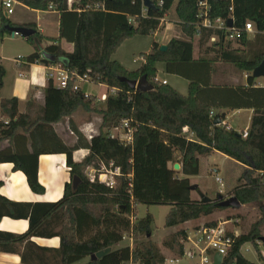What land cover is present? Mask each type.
<instances>
[{"label": "trees", "instance_id": "obj_1", "mask_svg": "<svg viewBox=\"0 0 264 264\" xmlns=\"http://www.w3.org/2000/svg\"><path fill=\"white\" fill-rule=\"evenodd\" d=\"M14 1L33 11L59 14L58 38L44 48L41 46L44 39L36 26H25L35 31L26 39L33 47V52L23 58L26 64L47 67L59 64L69 73L87 75L91 83L115 89L116 93L109 94L101 109L96 111L100 125L89 140L69 121L76 138L72 146L56 136L52 125L70 118L77 109L95 112L97 106L95 97L83 94L80 88L74 91L72 81L64 89L49 81L44 90V107L34 119L28 108L24 114L18 112L17 99L0 97V164L11 163L14 172H22L30 191L36 195L45 193L37 178V159L41 154H63L71 178L79 179L76 189L71 183L66 184L62 198L55 203H15L0 195V221L8 217L29 223L23 234L0 232L1 253L20 255L23 263L31 264L26 255L33 248L42 254L57 256V264H72L110 248L103 258L87 264H164L166 258L161 250L148 239L153 218L146 214L137 219L136 207H169L164 228L227 209L219 207L215 201L202 203L191 198L188 177L197 176L199 158L213 152L244 167L232 189V197L241 205L264 201V89L218 86L211 81L214 64L222 62L246 72L247 87L253 85L252 71L264 61V0H206L211 19H231L237 29H243L250 22L254 38L249 41L243 33L239 40L230 41L242 47L234 49L229 42H224V33L201 29L198 45L202 55L197 59L193 58V38L197 36L196 15L200 0H150L156 8L145 11L144 0H73L71 5L68 0ZM158 2L162 5L157 7ZM94 3L103 4L104 10H85ZM172 7L184 40L172 38L164 52L154 40L150 51L139 55L143 63L135 71H127L111 59L126 40L134 36H153L163 30L161 20ZM6 28L16 26L2 15L0 3V40L8 33ZM213 37L216 39L211 42ZM62 40L72 45L71 52L62 48ZM209 42L211 45L207 46ZM43 53L54 56L55 60L44 58ZM157 64L164 65L166 74L189 82L186 96L155 81ZM4 74L0 66V91ZM142 76L153 85L152 91L135 92L122 81H137ZM232 95L239 99L251 98L260 106L254 110L245 139L236 131L227 130L228 126L223 124L224 113L210 116L213 110H227ZM216 120L220 121L218 125ZM124 121L132 130L129 143L111 136L112 130H121ZM184 127L193 134L192 139L182 133ZM18 138L28 141L31 150L25 146V152L19 153L14 148ZM6 141L13 146L2 148ZM79 148L87 149L88 155L81 163H75L72 154ZM175 153L179 154V161L175 160ZM173 163L181 166L183 178H178L169 166ZM101 167L118 169L112 188L96 179L91 182L85 174L86 169L97 174ZM259 210L260 219L246 233L236 237L228 233L233 237V245L222 264H256L242 256L241 248L245 244L256 249L258 262L264 264L256 245L260 243L264 248L261 233L264 205ZM131 217L136 219L134 224L130 222ZM53 221L60 222L58 231L50 228ZM125 234L144 235L146 242L133 249L117 248ZM53 237L60 239V248L56 251L38 248L31 242L32 238ZM186 238V232L179 231L164 240L162 247L181 256Z\"/></svg>", "mask_w": 264, "mask_h": 264}, {"label": "crops", "instance_id": "obj_2", "mask_svg": "<svg viewBox=\"0 0 264 264\" xmlns=\"http://www.w3.org/2000/svg\"><path fill=\"white\" fill-rule=\"evenodd\" d=\"M3 0H0V3H2ZM15 4L19 7H21L24 10H30L26 8L25 6L15 2ZM33 11V10H30ZM36 13L39 14H45L47 17L52 18L53 26L51 29H48L47 22H45L43 26H38L36 23L30 22V23H22L19 24L17 22L10 21L9 16H5L4 11H2V15L9 21V23L15 25L16 27H25V25H35L36 26V31L41 35L44 36L45 38H58V30H59V14L55 11H46V12H40V11H35ZM13 15V14H12ZM46 20V17L44 18V21ZM166 25V24H165ZM48 30H53L55 33L54 37H48L45 35L46 31ZM162 31V30H161ZM159 31V32H161ZM158 33V32H157ZM180 35V37H165L163 40H158L156 39V42L161 46V45H167V43L172 39H180L184 40L185 38L183 37L179 26H178V33L176 35ZM254 38V32L247 34V39L249 41L253 40ZM196 39V44L198 45V40L199 37H195ZM225 43L229 42L230 47L234 49H242L237 43L235 42H230L225 40ZM52 42H48L47 44L42 43V47H45ZM60 44L62 48L66 52H71L72 50V45L66 43L65 41H60ZM194 45V50H193V58L197 59L199 55H202L200 52V47L199 45H195V41L193 43ZM196 46V47H195ZM209 46V44H207ZM198 50H197V49ZM197 51V52H196ZM32 53V52H31ZM30 53V54H31ZM201 53V54H200ZM210 55V54H208ZM28 56V55H27ZM117 62V61H116ZM119 63V62H118ZM143 63V61H142ZM141 63V64H142ZM18 67V81L14 87V89L11 92V96H2L1 91H0V97L1 99H11L15 98L18 101V112L20 114H24L27 111L28 108V113L31 117V119H34L37 115L40 114V110L44 107V90L48 85V82L50 81L48 78V67L43 66L41 64H26L25 62L21 65L16 63ZM158 65V64H157ZM157 65L155 66L157 72H158V67ZM160 65V64H159ZM122 66V65H121ZM226 68L227 71H218L217 68ZM139 68V67H138ZM137 68V69H138ZM126 69V68H125ZM127 70V69H126ZM234 70V71H233ZM130 71V70H127ZM135 71V70H134ZM163 71H164V65H163ZM170 75V74H169ZM171 77H176L180 78L176 75H172ZM156 79L157 76H156ZM182 79V78H181ZM185 81V84L181 83L179 88L175 86V83L177 81L173 80V83H170L168 81L166 82V85L177 91L179 94L186 96L188 93V85L189 82L186 81L185 79H182ZM160 81V80H158ZM211 81L214 85L218 86H229V87H236V86H241L244 87V89H264V78H259L255 79L253 82V85L250 87H247V73L246 72H241L238 71L236 68H234L232 65L225 64L222 62H217L214 64V70L211 76ZM162 82V81H160ZM179 84V83H178ZM177 84V85H178ZM104 86V85H103ZM4 87V84L3 86ZM106 94L108 92V88L104 86ZM3 88H1L2 90ZM81 89V87H80ZM253 94V93H249ZM103 95V94H101ZM98 98V97H97ZM242 98V99H241ZM235 98L234 95H232V98L230 101H228V108L227 110H213V113H224L225 118L223 121V124L227 125L229 129H232L236 131L238 134L242 133L243 131H247L248 127L250 126L251 118L254 114V110L258 107L259 105L256 104L255 100L249 98L247 99L246 97H241ZM103 104V102H101ZM65 120V121H64ZM100 120V119H99ZM69 121H71L72 126L79 131L84 138L88 139V135L92 133L93 130V125L92 122L89 120L84 121L82 124H78L76 120L74 119L73 116L70 118H64L63 121L61 120L60 122L53 124L52 128L54 133L56 134L57 137H59L63 143H65L68 146H72L76 138L73 134V131L70 127ZM116 137H119V139H122L123 137V131H116ZM26 137L28 136L27 134L25 135ZM18 143H16V150L19 153H24L25 148L28 147V151H30V146L27 142H24V139L18 138L17 139ZM13 146V143L9 142H3L2 143V148L4 147H9ZM27 146V147H25ZM213 153H218V152H213ZM212 153V154H213ZM220 154V153H219ZM88 155V150L85 148H79L75 150L72 154V159L75 163H81L82 160ZM222 155V154H221ZM226 157V156H225ZM228 158V157H227ZM175 159L179 161L180 156L178 153H175ZM200 159V158H199ZM236 163V162H235ZM175 164L178 163H173L169 164V166H174ZM238 164V163H236ZM179 165V164H178ZM242 169L244 168L240 164H238ZM13 165L11 163H3L0 164V181L2 182V186L0 188V195L9 201L15 202V203H31V204H42V203H55L59 201L64 192V187L66 184L71 183L72 185V178L69 172V169L66 167L65 164V156L63 154H41L38 156L37 159V178L38 182L45 188V193L43 195H36L33 194L26 182V178L24 174L20 171L14 172L13 171ZM179 170H181V166L179 165ZM181 174V172H180ZM182 178L183 175L181 174ZM193 176H189V180L192 179ZM242 206V205H241ZM138 219V218H137ZM200 222H204V219H198L195 221H191L185 224H181L178 227H182L179 230L175 232H171L167 234L163 239L156 241L153 240L152 233L150 236H148V239L155 243L158 248L161 250V253L166 256L167 253H172L169 250L165 249L162 247V243L166 237L169 235L175 234L179 231H185L187 236L188 231L187 228H191L192 226H198L200 225ZM29 226V223L27 220H13L8 217H4L0 221V232H5V233H11V234H23L27 231ZM202 227V226H201ZM50 228L53 229L54 231H58L60 229V222H52L50 225ZM174 228V227H171ZM170 229V228H169ZM197 230V229H195ZM194 232V231H193ZM235 235L238 236L237 233H234ZM31 242L34 244V246L38 248H43L47 249L50 251H56L60 248V239L58 237H53V238H32ZM132 242V241H131ZM261 245V244H260ZM125 244L121 242L117 248L124 247ZM262 246V245H261ZM131 249L133 248L132 243L128 245ZM262 250H258L260 254L264 258V248ZM32 251L29 252L28 255H26L27 260L31 264H57L59 261L58 257L55 255H51L49 253L42 254L40 251H36L35 249L31 248ZM23 251V249L21 250ZM111 251V249H110ZM242 254V253H241ZM243 256V255H242ZM244 257V256H243ZM245 258V257H244ZM246 259V258H245ZM247 260V259H246ZM91 262L90 257L84 258L80 261H77L72 264H87ZM251 262V261H249ZM259 264L258 258H256V261L252 262ZM0 264H25L21 261L20 255L16 254H7V253H1L0 252ZM196 264H198V261H196Z\"/></svg>", "mask_w": 264, "mask_h": 264}, {"label": "rangeland", "instance_id": "obj_3", "mask_svg": "<svg viewBox=\"0 0 264 264\" xmlns=\"http://www.w3.org/2000/svg\"><path fill=\"white\" fill-rule=\"evenodd\" d=\"M2 11V8H1ZM4 15V14H3ZM46 20L44 21V18ZM10 21L17 22L19 24L22 23H36L38 26L45 25L44 23L47 22L48 29H51L53 26L52 18L45 16V14H39L35 11L24 10L21 7L17 6L16 4L13 5V15L9 16ZM166 25H164V29L161 32L156 33L153 36H134L129 40H126L119 49L113 54L112 60L119 62L124 68L130 71L136 70L140 67L142 60L140 59V54H146L150 51L151 44L154 40H163L165 37H180L181 34L178 33V20L174 14V7L169 11L167 17L165 18ZM26 26V25H25ZM180 29V28H179ZM48 37H54L55 33L53 30H48L45 33ZM43 37V43L47 44L48 42H52L56 39L54 38H45ZM196 39L193 38V43ZM209 46L211 43H208ZM195 46V47H196ZM44 48V47H42ZM197 49V48H196ZM198 50V49H197ZM200 50V49H199ZM201 51V50H200ZM33 52L32 45L27 42L25 39L21 38L20 36H11L8 33H5L0 40V66L3 67L5 74L3 77V84L4 87L1 90L2 96H11V92L14 89L17 81H18V67L16 65V61L18 59H23L27 55ZM197 52V51H196ZM211 54V53H210ZM158 72L156 74L157 80L160 81H168L172 84L173 80L177 81L175 86L179 88L181 83L185 84V81L181 78L171 77L172 75L166 74L163 71V64H158ZM218 71L226 72L227 69L225 68H217ZM234 71V70H233ZM179 83V84H178ZM178 84V85H177ZM81 91L83 94L91 96V97H98L100 98L101 94H104L105 88L103 85L96 84V83H82L80 85ZM97 106L95 108V112H85L82 109H77L72 116L76 120L78 124H82L84 121L89 120L92 122L93 125V132L90 133L93 136L99 128L100 125V118L99 115L96 113L103 104L100 101H96ZM63 121V120H62ZM65 121V120H64ZM121 132V130H119ZM116 130L111 131V136L116 137ZM89 137V135L87 136ZM176 160V159H175ZM177 161V160H176ZM173 171H175L176 176L178 178H182L180 174V170H174V166H170ZM214 169L218 172V176L223 181V188H220L219 184L214 181V175L210 172ZM243 169L236 164L233 160L221 155L219 153H213L209 156L200 157L199 159V174L197 176H193V180H189L190 185H196L197 190L203 193L206 197H208L212 202L215 201L216 195L220 194L221 197L226 200L232 197V189L236 185L237 179L242 174ZM85 174H93L92 169H86ZM221 191V193H220ZM191 198L194 200H199V197L196 191H191ZM264 205V201L260 202L259 204H249V205H242L239 209H225L222 211H217L216 213L202 217L204 222H200L198 226H192L191 228H187L188 236H193V231L195 229H199L201 226L205 225H224V228L229 233H237L238 235L246 233L250 226L257 222L260 219V208ZM170 211L169 207L166 206H144L139 205L136 207L137 218L142 219L146 214H150L153 218V222L151 224L150 231L152 233L153 240L159 241L163 239L167 234L171 232H175L182 227L175 226L174 228H164L165 217ZM201 219V218H200ZM262 235H264V227L261 230ZM127 237L126 240H123L125 246H128L132 243L133 248L139 246L141 243L146 242V238L144 235H128L125 234ZM173 235V234H172ZM172 235H169L164 240L170 239ZM132 241V242H131ZM153 243V242H152ZM155 244V243H154ZM184 249H187L189 245L183 244ZM258 250H262L260 244H256ZM132 248V249H133ZM242 255L251 262L256 261L257 252L256 249L251 244H245L241 248ZM163 255V254H162ZM164 256V255H163ZM166 259L179 257L175 253H167L164 256ZM180 264H196V261H191L187 259H182Z\"/></svg>", "mask_w": 264, "mask_h": 264}, {"label": "built area", "instance_id": "obj_4", "mask_svg": "<svg viewBox=\"0 0 264 264\" xmlns=\"http://www.w3.org/2000/svg\"><path fill=\"white\" fill-rule=\"evenodd\" d=\"M73 0H68V4L71 5ZM15 4L14 0H3L1 3L2 11H4L5 16H10L13 14V5ZM162 2H158L157 7L161 6ZM197 36H200L201 29H210L214 31H220L224 33V39L227 41H236L239 40L243 33L249 34L254 32V27L250 22H247L243 29H237L233 27L227 26V21L217 18L211 19L209 17V5L206 0H200L197 3ZM85 10H94V11H103L104 6L101 3H94L92 5L86 6ZM147 10L143 6V11ZM166 18V17H165ZM163 18L161 20V24H166V20ZM17 34L15 33L14 36ZM215 37L211 39V42L215 41ZM142 60V59H141ZM143 61V60H142ZM19 65L23 64V59H18L16 61ZM48 78L52 81L53 85L59 89H64L69 81H72L73 90L76 91L80 88L82 83H91L89 77L87 75L78 76L75 73H69L64 70L59 64L52 65L48 67ZM157 81V79H155ZM162 84H166L165 81H162ZM116 93L115 89H108L106 94L97 98V101L104 102L109 94L114 95ZM213 115V112L210 113V116ZM227 130L229 128L227 127ZM121 131H123V137L120 139L124 142L132 141V130L128 127V122L124 121L121 124ZM182 133L187 136V139H192L193 134L189 132L188 128L184 127L182 129ZM241 137L245 139L247 137V131H243L240 133ZM92 136L89 135L88 139ZM119 173L118 169L115 170H105L104 167L100 168V171L97 172L93 170V174H87L88 179L93 182L95 179L101 183L105 184L109 188L114 186V177ZM214 175V181L219 184L220 188H223V181L218 176V172L214 169L210 172ZM221 193V191H220ZM130 222L134 224L136 219L134 217L130 218ZM224 225H214V226H202L199 229L193 232V236H187L184 244L189 245L187 249H184L183 254L179 257H174L170 259H165L164 264H180L182 259H187L191 261H198V264H213V255L219 254L222 257L221 264L224 258L227 256L229 249L233 245V237L228 235V231L224 228ZM234 237V233H232ZM132 236V235H131ZM128 236L124 235L122 240H126ZM260 244V243H258ZM260 264V263H259Z\"/></svg>", "mask_w": 264, "mask_h": 264}, {"label": "water", "instance_id": "obj_5", "mask_svg": "<svg viewBox=\"0 0 264 264\" xmlns=\"http://www.w3.org/2000/svg\"><path fill=\"white\" fill-rule=\"evenodd\" d=\"M143 6L147 9V10H155V5L150 1V0H144L143 2ZM233 24L232 20L229 19L227 21V26L231 27ZM6 30L8 31V33H10V35L13 37L14 34L16 33L18 36H20L23 39H27L28 37L34 35L35 31L33 29L27 28V27H16V28H6ZM160 51L164 52L166 51L167 47L166 45H161L160 46ZM43 57L50 60V61H54L55 57L52 55H49L47 53H43ZM252 77L254 79H259V78H264V61L258 66L256 67L253 71H252ZM123 82H125L129 89L135 92H147V91H152L153 90V85H151L147 80L145 76H142L139 80L137 81H130V80H126V79H122ZM220 123L219 120L215 121V124L218 125ZM174 170L178 171L179 170V165L175 164L174 165ZM79 183V179L77 177H73L72 178V187L73 189H76L77 185ZM190 191H196L199 200L202 203H212V201L206 197L203 193H201L199 190H197V186L193 185L190 188ZM215 202H217L219 207L222 208H230L233 210H237L241 207V204L239 203V201L235 198V197H231L229 199L224 200L220 194L216 195V199ZM110 252V248L105 249L104 251H100L96 254H93L90 256V260L92 262L97 261L101 258H103L105 255H107ZM221 260L222 257L219 254H214L213 255V264H221Z\"/></svg>", "mask_w": 264, "mask_h": 264}]
</instances>
